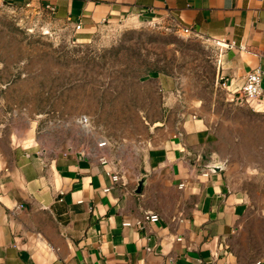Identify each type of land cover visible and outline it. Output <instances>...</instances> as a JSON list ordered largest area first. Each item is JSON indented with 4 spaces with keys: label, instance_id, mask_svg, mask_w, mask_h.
<instances>
[{
    "label": "crops",
    "instance_id": "0c3cea01",
    "mask_svg": "<svg viewBox=\"0 0 264 264\" xmlns=\"http://www.w3.org/2000/svg\"><path fill=\"white\" fill-rule=\"evenodd\" d=\"M3 4L54 7L58 19L79 21L85 32L139 22L177 33L192 28L218 52L229 102L249 72H263L261 98L229 106L264 116V0ZM158 89L163 113L134 162L121 168L101 163L104 156L42 153L0 136V264H264V242L251 254L256 224L231 175L235 122L180 97L175 80ZM150 214L158 221L144 222Z\"/></svg>",
    "mask_w": 264,
    "mask_h": 264
},
{
    "label": "rangeland",
    "instance_id": "374dc122",
    "mask_svg": "<svg viewBox=\"0 0 264 264\" xmlns=\"http://www.w3.org/2000/svg\"><path fill=\"white\" fill-rule=\"evenodd\" d=\"M217 67L213 46L154 23L76 32L45 6L3 4L0 136L42 153L104 156L121 168L134 162L163 113L159 83L175 80L180 97L236 124L231 175L254 217L255 257L264 242V116L229 106Z\"/></svg>",
    "mask_w": 264,
    "mask_h": 264
},
{
    "label": "built area",
    "instance_id": "2783aa9c",
    "mask_svg": "<svg viewBox=\"0 0 264 264\" xmlns=\"http://www.w3.org/2000/svg\"><path fill=\"white\" fill-rule=\"evenodd\" d=\"M47 9L52 13L55 14V8L54 7H47ZM75 31L79 32L82 29L81 23L78 21L74 24ZM179 33L185 36H197L192 28H182L180 29ZM218 44V43H217ZM263 77V72L260 69H254L251 72H249L244 79V83L240 90L235 92L230 100L232 103H238L243 104L247 101H257L262 96V89H261V80ZM221 78L219 79V81ZM225 81L222 82L225 83ZM105 143H102L99 145V147H104ZM100 162L105 164L107 163V159L105 157H100ZM112 181L117 182L118 177L117 175L112 176ZM144 222H157L158 216L156 214H150L146 215L143 218Z\"/></svg>",
    "mask_w": 264,
    "mask_h": 264
},
{
    "label": "water",
    "instance_id": "95a60500",
    "mask_svg": "<svg viewBox=\"0 0 264 264\" xmlns=\"http://www.w3.org/2000/svg\"><path fill=\"white\" fill-rule=\"evenodd\" d=\"M219 167H220V166L214 167L213 170H214V171H217V170L220 169ZM143 183H144L143 180H140V181L138 182L137 187H136V191H135L137 194L140 193V192L142 191Z\"/></svg>",
    "mask_w": 264,
    "mask_h": 264
}]
</instances>
